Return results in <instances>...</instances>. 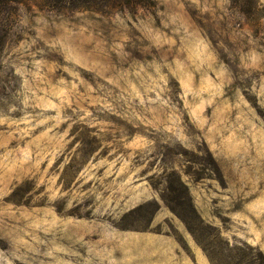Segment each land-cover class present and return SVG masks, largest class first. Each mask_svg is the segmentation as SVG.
Returning a JSON list of instances; mask_svg holds the SVG:
<instances>
[{
	"label": "rangeland",
	"instance_id": "374dc122",
	"mask_svg": "<svg viewBox=\"0 0 264 264\" xmlns=\"http://www.w3.org/2000/svg\"><path fill=\"white\" fill-rule=\"evenodd\" d=\"M130 1L0 0V264H264V0Z\"/></svg>",
	"mask_w": 264,
	"mask_h": 264
},
{
	"label": "trees",
	"instance_id": "16d2710c",
	"mask_svg": "<svg viewBox=\"0 0 264 264\" xmlns=\"http://www.w3.org/2000/svg\"><path fill=\"white\" fill-rule=\"evenodd\" d=\"M51 5L52 9L63 10H88L94 9L96 11H112L118 8L125 7L130 0H45ZM101 4L99 7L92 5L93 3Z\"/></svg>",
	"mask_w": 264,
	"mask_h": 264
}]
</instances>
